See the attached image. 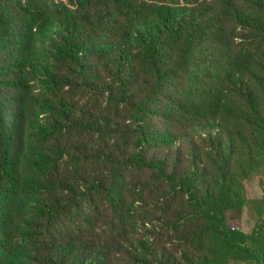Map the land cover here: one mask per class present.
Wrapping results in <instances>:
<instances>
[{
	"label": "trees",
	"instance_id": "obj_1",
	"mask_svg": "<svg viewBox=\"0 0 264 264\" xmlns=\"http://www.w3.org/2000/svg\"><path fill=\"white\" fill-rule=\"evenodd\" d=\"M261 173L264 0H0V264H264Z\"/></svg>",
	"mask_w": 264,
	"mask_h": 264
},
{
	"label": "rangeland",
	"instance_id": "obj_2",
	"mask_svg": "<svg viewBox=\"0 0 264 264\" xmlns=\"http://www.w3.org/2000/svg\"><path fill=\"white\" fill-rule=\"evenodd\" d=\"M246 195L249 199L259 198L264 195V173L256 175L245 181ZM252 208L246 205L241 213L239 222H236L243 230L249 231L253 224Z\"/></svg>",
	"mask_w": 264,
	"mask_h": 264
}]
</instances>
